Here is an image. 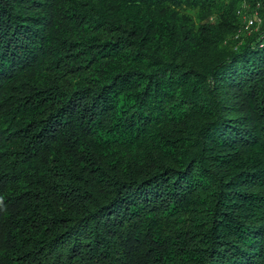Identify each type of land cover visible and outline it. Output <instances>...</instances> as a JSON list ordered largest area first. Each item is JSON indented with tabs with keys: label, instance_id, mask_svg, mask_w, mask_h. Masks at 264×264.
<instances>
[{
	"label": "trees",
	"instance_id": "trees-1",
	"mask_svg": "<svg viewBox=\"0 0 264 264\" xmlns=\"http://www.w3.org/2000/svg\"><path fill=\"white\" fill-rule=\"evenodd\" d=\"M0 264H264V0H0Z\"/></svg>",
	"mask_w": 264,
	"mask_h": 264
},
{
	"label": "built area",
	"instance_id": "built-area-1",
	"mask_svg": "<svg viewBox=\"0 0 264 264\" xmlns=\"http://www.w3.org/2000/svg\"><path fill=\"white\" fill-rule=\"evenodd\" d=\"M241 6L242 7L239 9V12L242 13L244 23L239 29V32L237 35L246 34L253 30H257L259 25L263 21L261 18L260 11H259V7H261L260 2H257L258 7L249 13H245V11L249 9V4H247L246 2H243Z\"/></svg>",
	"mask_w": 264,
	"mask_h": 264
},
{
	"label": "rangeland",
	"instance_id": "rangeland-1",
	"mask_svg": "<svg viewBox=\"0 0 264 264\" xmlns=\"http://www.w3.org/2000/svg\"><path fill=\"white\" fill-rule=\"evenodd\" d=\"M186 11L193 16V18L195 19V21H197V10L196 9H186ZM211 21H215L216 17L215 16H211L210 18Z\"/></svg>",
	"mask_w": 264,
	"mask_h": 264
}]
</instances>
